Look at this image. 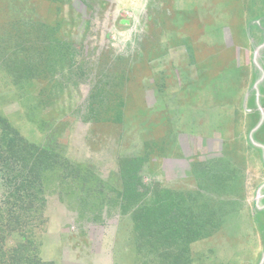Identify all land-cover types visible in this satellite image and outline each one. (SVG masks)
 <instances>
[{"label": "rangeland", "instance_id": "rangeland-1", "mask_svg": "<svg viewBox=\"0 0 264 264\" xmlns=\"http://www.w3.org/2000/svg\"><path fill=\"white\" fill-rule=\"evenodd\" d=\"M0 112L112 182L142 156L145 183L217 210L193 264H264V0H0ZM46 216L44 260L142 264L130 212L83 223L53 194Z\"/></svg>", "mask_w": 264, "mask_h": 264}, {"label": "trees", "instance_id": "trees-1", "mask_svg": "<svg viewBox=\"0 0 264 264\" xmlns=\"http://www.w3.org/2000/svg\"><path fill=\"white\" fill-rule=\"evenodd\" d=\"M144 162L122 159L112 182L69 159L58 139L30 142L0 112V264H56L43 259L39 238L53 194L83 223L103 225L115 210L130 212L131 242L142 264H193L188 247L220 228L219 212L190 192L148 185L140 174ZM15 234L22 239L12 242Z\"/></svg>", "mask_w": 264, "mask_h": 264}]
</instances>
